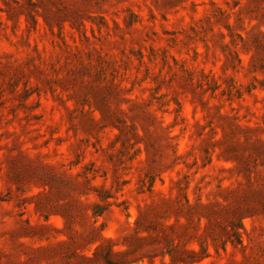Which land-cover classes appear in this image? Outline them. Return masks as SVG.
Here are the masks:
<instances>
[{"label": "rangeland", "instance_id": "obj_1", "mask_svg": "<svg viewBox=\"0 0 264 264\" xmlns=\"http://www.w3.org/2000/svg\"><path fill=\"white\" fill-rule=\"evenodd\" d=\"M107 258L264 264V0H0V264Z\"/></svg>", "mask_w": 264, "mask_h": 264}, {"label": "trees", "instance_id": "obj_2", "mask_svg": "<svg viewBox=\"0 0 264 264\" xmlns=\"http://www.w3.org/2000/svg\"><path fill=\"white\" fill-rule=\"evenodd\" d=\"M96 208H100V206L99 205H96ZM101 212L100 211H96V212H94V215H99ZM100 247H97L96 248V250H95V254L97 253V251H98V249H99ZM191 254H196V253H194L193 251H191ZM88 260H93V259H91V258H88ZM106 264H121V262L120 261H112V260H110V258H107V260H106Z\"/></svg>", "mask_w": 264, "mask_h": 264}]
</instances>
